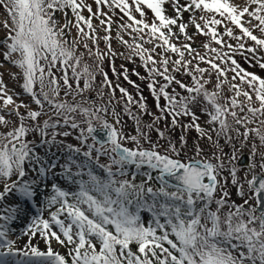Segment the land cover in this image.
Masks as SVG:
<instances>
[{"label": "snow or ice", "instance_id": "snow-or-ice-1", "mask_svg": "<svg viewBox=\"0 0 264 264\" xmlns=\"http://www.w3.org/2000/svg\"><path fill=\"white\" fill-rule=\"evenodd\" d=\"M93 3L95 10L88 0H0V68L5 62L15 67L11 79L31 98V103L20 99L21 93L10 89L0 72V264H264V77L238 59L264 69V0ZM165 5L174 16L167 15ZM185 12L190 13L187 23ZM117 15L118 21L113 19ZM189 24L194 35L188 34ZM113 25L120 30L115 39L127 55L112 47ZM180 35L185 41H194L195 35L208 37L201 46L204 51L189 42L178 43ZM85 55L93 64L84 61ZM121 56L142 62L148 75L135 70L133 75L148 80L160 115L148 111L128 69L121 64L122 71H117L115 59ZM105 60L115 83L104 70ZM97 75L102 77L99 83ZM120 77L139 100L121 86ZM105 89L106 104L85 96L95 91L103 99ZM117 90L125 100L122 113L113 106ZM61 91L73 102L60 99ZM133 104L140 114L152 116V123L144 125ZM196 107L207 116L209 129L199 123ZM123 115L134 121L135 134L124 132ZM182 117L190 122L183 123ZM169 120L181 129L178 142L158 126ZM63 128L78 132V145L58 139L73 135L57 130ZM98 129L105 135L98 136ZM192 129L198 138L194 155L185 159L186 133ZM153 130L159 140H167L163 152L149 134ZM221 138L232 146L231 153L224 151ZM201 140L213 149L211 156L204 155ZM250 141L249 163L241 176L235 161ZM39 148L45 149L43 155ZM53 149L63 153V163ZM96 168L105 173L103 178L94 173ZM60 177L76 189L51 183L44 198L49 216L31 218L21 245L9 225L31 211L25 205L36 204L49 178ZM230 187L242 203L232 199ZM141 212L151 213V218L146 222Z\"/></svg>", "mask_w": 264, "mask_h": 264}, {"label": "rangeland", "instance_id": "rangeland-1", "mask_svg": "<svg viewBox=\"0 0 264 264\" xmlns=\"http://www.w3.org/2000/svg\"><path fill=\"white\" fill-rule=\"evenodd\" d=\"M88 2L92 3L93 10H95L96 5L93 3V0H88ZM235 2L241 3L242 0H235ZM181 3H184V0H181ZM165 7H166V10H167V15H169V16H174L175 15V13L173 12L172 8L169 5H165ZM104 11H109V9L105 7ZM115 11L117 13L119 12V10H115ZM84 15L87 16L88 13L85 11ZM109 15H112L111 11H109ZM152 15L153 14L151 13V11L147 12V18L149 20H151ZM196 15L199 16V13H197ZM69 16H71V13H69ZM189 17H190V13L185 12L184 15H183V20H184L185 23H187L189 21ZM113 19L118 21V15L117 16H113ZM61 23H63L62 19H61ZM93 23L97 24L98 21L94 20ZM220 30L222 31V29H220ZM118 31H120L118 26L117 25H113L112 36L114 38H113V40L111 42L112 43V47L117 52H124L125 55H127L128 54V50L123 45H121L118 40L115 39V36L117 35ZM174 31H175V29H174ZM195 32H196L195 28L192 27L191 24H189L188 34L189 35H194ZM121 34L124 36L125 40H129V42H131V37L130 36H128L126 33H123V32H121ZM100 35L102 36V35H104V33L101 32ZM225 39H227V38L225 37ZM207 41H208V37L200 36V35H195L194 41H185L184 36L180 35L178 43L189 42V43H192V46L194 48H196L198 51H204L201 46H202L203 43H206ZM229 42L230 43H235L234 41H229ZM99 47H100L101 50H104L105 47H106L105 43L103 41H101L100 44H99ZM145 47H151V45L145 44ZM79 51L80 52H84L85 49H83V47H80ZM119 58L121 59L120 65H118V63H117ZM134 59H135V62L133 63V62H129L128 60L124 59V57H122V56L121 57H117L115 59V67H116L117 71H122L120 66H121V64H123L128 69L130 79L136 81V83L140 85V91H141L142 95L144 96V98L146 100L148 111L152 112V113H155L156 115H160V113H159V111H158V109L156 107V101L154 100L151 92L149 91V89L147 87L148 80H140L137 76L133 75V70H135L136 72H139L141 76H147L148 75L146 70L142 66V62L139 60V58L137 57V58H134ZM238 59L240 60V63L242 64V66L247 68L248 71L255 72L257 75H259L261 77H264V69H260L258 65L256 67H250L248 64H246L244 62L243 59H241L239 57H238ZM84 61L89 63V64H93V60L91 58H89L87 55H85ZM104 70L106 72H108L109 77L113 80L114 83L117 82L116 76H114L112 74L111 67L109 65L108 60H105V62H104ZM178 78H183L185 80V82H189V78H187V77H179L178 76ZM101 79H102V77L97 75V83H99V81ZM119 83L121 84V86H123L125 88H128L129 92L133 95V97L135 99L139 100V96L137 95L136 90L134 88H132V86L129 85L127 82H125L122 77H120ZM82 86H83V81H81V87ZM172 87H176V86L173 85ZM168 90L171 92V90H172L171 87ZM176 90L177 91H182L178 87H176ZM104 91H105V95H104L103 99L98 98L95 91H92L90 93H86L85 96L86 97L87 96H91L92 100H94L97 104H100V103H105L106 104L108 102V100H109V96L107 95L108 90L105 89ZM120 96H121V94L117 90L116 97L113 100V106L116 107L117 111L122 113L123 112V107H124V104H125V100H121ZM60 99H66L69 103L73 102L72 96L65 97V95H62V96H60ZM81 99L82 98L79 97V96L76 97L77 101H79ZM164 103L165 102H164L163 98H161V100H160L161 106H163ZM31 106L33 108L37 107L34 103L31 104ZM130 107H131L133 112H136V113L140 114L139 113V109H138V107L135 104L130 105ZM193 110L196 112L197 116H199V118H200L199 119V123L201 124V126L204 127L205 129H209L210 126L205 123V121L207 120V116L203 115L201 113V110H200L199 107H196ZM73 115H75V114H73ZM140 115H141L142 123L144 125L152 123V121H153V117L152 116L144 115V114H140ZM44 118L45 117H42L41 119H44ZM76 118H77L78 121L81 119V117H79V116H77ZM108 119H109V121H111V119H112L111 115L108 116ZM122 119L124 121V125H123L124 132L126 134H135V123H134V121L132 119H130L127 115H123ZM181 120H182L183 123H189L190 122V118H186V117H182ZM81 126L84 127V125H81ZM158 126H159V128L162 131H165L166 136L170 137L173 142H178L179 141V137L182 134L181 133V129L180 128H173L171 126V121L170 120L169 121H160ZM252 126H254V125H250V127H252ZM61 130H67V131L73 132V135L70 136V137H72L74 139H75L76 135L78 134V132L76 130H72L70 128H63ZM241 131H243V129H241ZM149 134H150L153 142H157L160 145H162V147L159 150L161 152H163L164 149L167 148V140H159L158 137H157V133L154 130L151 131ZM213 135H214V133H213ZM197 138H198V133L194 129L189 130L186 133V139L188 141V146H187V149H186V156L184 157L185 159L188 156H193L194 155V152H193L192 149H193V145L197 142ZM199 142H200L201 146L204 148V155L205 156H211L213 149H211L209 147V143L206 140H201ZM74 143L78 145V141L76 139L74 140ZM220 143H221V145H225V141L223 140V138H221ZM257 143H258V141H257ZM128 146L131 147L132 145L129 144ZM144 147L147 148V147H149V145L147 143H144ZM236 147L237 148L240 147L239 143L236 144ZM250 147H251V141L249 142V147L243 149L241 151V153H240V158L237 161H235V164H236L237 168L240 169V175L241 176L244 175V172L247 170V168H246V166H240L239 163L241 162V160H243V158H245V161H246L247 164L249 163L248 157L250 155V153H249V148ZM38 151L43 155L45 149L44 148H39ZM224 151L226 153H231L232 146L231 145H225L224 146ZM53 152H56V150L53 149ZM56 157L58 158V162L59 163H63L64 162V155H63L62 152H56ZM101 162L103 163V162H106V161H105L104 158H102ZM225 162L227 163V158L226 157H225ZM74 171H75V169H74ZM86 173H87V169H85V175L83 177L85 180L88 179V176H87ZM94 173L96 175L102 177V178L105 176V173L102 170L98 169V168L94 169ZM52 182L59 183V185L62 188H64L65 190H68L69 188L75 190L76 187H77L74 184H70L63 177H60L59 180H57V181H53L51 178H49L46 181V183L49 185V187H48L47 190H45L43 188L40 190V195L38 196L39 199H37L36 204L29 203V204L25 205L26 208H30L31 209V211L26 214L29 217V220L27 222L23 223V219H24V217L26 215L24 213H21L19 215V218L17 220H15L13 224H11L10 228L12 229V238L13 239L19 238L18 235H15L13 233V229L23 233V231L26 229L27 225L31 222V218L32 217L36 216L37 214L42 213L44 218H48L49 210L44 207V198L49 192H51L50 185H51ZM0 190H2V188H0ZM230 191L233 193L232 199L235 200L237 203H242V199L235 194L236 193V189L234 187H230ZM9 202H11V198L9 199ZM5 206H7V205H5ZM52 210H55V209L53 208ZM141 213H142L141 214L142 218L146 222L151 218V213H147V212H141ZM40 247L43 248L44 245L40 244ZM55 247H57V250H59L61 252L64 251V249L59 248V246H55Z\"/></svg>", "mask_w": 264, "mask_h": 264}, {"label": "bare ground", "instance_id": "bare-ground-1", "mask_svg": "<svg viewBox=\"0 0 264 264\" xmlns=\"http://www.w3.org/2000/svg\"><path fill=\"white\" fill-rule=\"evenodd\" d=\"M118 10V9H117ZM3 10L0 9V20H2L4 17H3ZM58 18H59V15H58ZM76 35V32H75V29L72 30V36H75ZM3 36H4V32L2 29H0V39H3ZM69 40H71V37H68ZM3 58L0 57V61H2ZM118 65H120L121 63V59L119 58L118 59ZM17 71V69L15 67H12L11 65L7 64V62H5V66L3 68H0V72H3L4 73V81L5 83L8 85V87L10 89H14L16 92H20L21 93V96H20V99L24 100L25 103H31V98L28 97L26 94H23L22 93V89L19 87V84L12 80L9 73L10 72H15ZM64 95V92L61 91L60 93V96ZM33 104V103H32ZM21 111H23V109H21ZM58 131L61 130V129H57ZM29 139H33L32 136L29 137ZM35 139L37 140V142L39 141V137H35ZM58 139L60 140H64L66 143H72V144H75L74 143V138L72 137H58ZM39 199V197L37 198ZM11 226V224L9 225V227ZM13 233L15 235H18L19 238H20V244L23 245V243L27 240V237H24L22 236V233L17 231V230H14L13 229ZM34 242H39V244H43V242L39 239H37V241H34ZM44 245V244H43Z\"/></svg>", "mask_w": 264, "mask_h": 264}, {"label": "water", "instance_id": "water-1", "mask_svg": "<svg viewBox=\"0 0 264 264\" xmlns=\"http://www.w3.org/2000/svg\"><path fill=\"white\" fill-rule=\"evenodd\" d=\"M97 135L102 137V136L105 135V133H104L103 131H100V130L98 129V131H97ZM240 165H242V166L247 165V163H246V161H245V158H243V160L240 162ZM169 182L172 183V184H175V183H176V181L171 180V179L169 180Z\"/></svg>", "mask_w": 264, "mask_h": 264}, {"label": "trees", "instance_id": "trees-1", "mask_svg": "<svg viewBox=\"0 0 264 264\" xmlns=\"http://www.w3.org/2000/svg\"><path fill=\"white\" fill-rule=\"evenodd\" d=\"M132 171H135V169L134 168L130 169V172ZM153 175H155V173ZM141 179H142V176L138 175L136 182L139 183ZM152 183L155 187H159V184L156 181H153Z\"/></svg>", "mask_w": 264, "mask_h": 264}]
</instances>
